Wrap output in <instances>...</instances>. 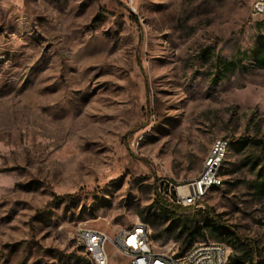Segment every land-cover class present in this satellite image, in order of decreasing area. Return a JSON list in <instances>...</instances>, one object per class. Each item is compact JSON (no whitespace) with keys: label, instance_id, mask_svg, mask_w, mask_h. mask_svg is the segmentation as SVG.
Segmentation results:
<instances>
[{"label":"rangeland","instance_id":"1","mask_svg":"<svg viewBox=\"0 0 264 264\" xmlns=\"http://www.w3.org/2000/svg\"><path fill=\"white\" fill-rule=\"evenodd\" d=\"M255 1L0 0V264H92L79 227L136 224L162 250L198 232L264 264ZM218 138L230 142L222 183L180 209L171 193L200 176Z\"/></svg>","mask_w":264,"mask_h":264},{"label":"built area","instance_id":"2","mask_svg":"<svg viewBox=\"0 0 264 264\" xmlns=\"http://www.w3.org/2000/svg\"><path fill=\"white\" fill-rule=\"evenodd\" d=\"M252 14L264 15V0H256ZM230 146L229 140L218 138L204 163V170L195 180L185 184L188 192L176 194V201L184 206L195 205L208 191L222 183L220 169ZM77 240L92 264H109L114 252L126 258L125 264H231L230 247L221 242H195L183 253L159 249L143 224L122 230L111 236L91 227H79Z\"/></svg>","mask_w":264,"mask_h":264},{"label":"trees","instance_id":"3","mask_svg":"<svg viewBox=\"0 0 264 264\" xmlns=\"http://www.w3.org/2000/svg\"><path fill=\"white\" fill-rule=\"evenodd\" d=\"M176 197H177L176 192L175 191L172 192L171 198L173 199V201L176 200ZM157 202L159 203L160 207L165 212H169L172 209L171 204L163 200V196L160 193H158ZM177 207H179L180 209L186 210L190 208L191 206H184L180 204ZM214 226H215V229L220 231L226 237L225 239L227 243H229L233 248L237 247L239 244L242 243V237L236 231L232 230L229 226L223 225L219 219L215 220ZM197 234L198 232H191L185 237L180 253L185 252L195 243ZM230 263L231 264H257L254 261L253 256L248 257V255L247 256L246 255L230 256Z\"/></svg>","mask_w":264,"mask_h":264},{"label":"bare ground","instance_id":"4","mask_svg":"<svg viewBox=\"0 0 264 264\" xmlns=\"http://www.w3.org/2000/svg\"><path fill=\"white\" fill-rule=\"evenodd\" d=\"M179 190L182 194H186L188 192V187L185 185H182L179 187Z\"/></svg>","mask_w":264,"mask_h":264}]
</instances>
